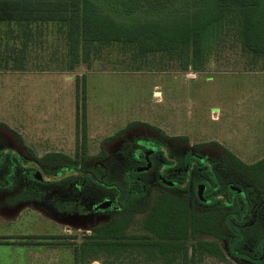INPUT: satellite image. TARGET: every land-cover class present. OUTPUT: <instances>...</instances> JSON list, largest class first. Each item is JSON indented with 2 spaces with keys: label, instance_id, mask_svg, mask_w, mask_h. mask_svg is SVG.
Masks as SVG:
<instances>
[{
  "label": "rangeland",
  "instance_id": "1",
  "mask_svg": "<svg viewBox=\"0 0 264 264\" xmlns=\"http://www.w3.org/2000/svg\"><path fill=\"white\" fill-rule=\"evenodd\" d=\"M149 1L143 0L141 8L128 14L117 0H92L101 18L125 29L154 22L156 30L170 36L181 37L200 19H215L201 57L195 58L201 68L195 70L193 65V48L188 50L190 65L184 70L182 47L142 53L128 43L97 45L72 74L78 78L80 92L78 120L74 84L55 74L73 72L60 28L38 26L27 48L17 39L1 42L0 61L8 56L10 63L0 67V147L23 143L38 160L47 152H65L71 158L76 153L82 173L94 172L120 187L123 195L125 173L142 167L131 155L134 141L148 139L164 145L166 158L155 157L153 168L141 175L147 186L143 197L134 198L121 212L82 218L76 228L51 226L42 219L39 206L9 220L3 214L16 211L8 192L0 190V264H113L120 254L115 264H183L185 249L190 261L198 250L196 264H264V260L252 262L230 253L235 234L224 218L236 208L200 203L195 183L201 171L192 167L188 180L181 174L194 162L190 154H199L209 161L203 176L211 193L219 183L213 194L227 199L228 186L236 185L239 162L232 152L244 155L264 148V55L244 48L241 17L221 15L215 0H170L168 8L163 7L166 0H154V5ZM142 28L140 32L146 30ZM162 162L175 165L165 172V179L183 181L178 187L169 189L158 182ZM240 174L249 175L247 170ZM4 175L1 172L2 186ZM200 189L202 198L205 187ZM114 193L97 187L98 199ZM169 198L184 209L188 225V234L177 241L161 237L160 228L149 222ZM115 227L119 239L112 236ZM249 233L237 248L259 260L262 253L256 254L254 246L261 233ZM134 238L144 247H129L124 253L89 247L97 241ZM207 246L211 251H205Z\"/></svg>",
  "mask_w": 264,
  "mask_h": 264
},
{
  "label": "flooded vegetation",
  "instance_id": "2",
  "mask_svg": "<svg viewBox=\"0 0 264 264\" xmlns=\"http://www.w3.org/2000/svg\"><path fill=\"white\" fill-rule=\"evenodd\" d=\"M24 145L13 142L0 147V176L1 172L5 171V185H0V190L8 192L12 208L16 211L15 218L24 209L39 206L42 219L55 227L71 226L76 228L75 226L79 225L82 218L94 219L97 216L123 211L134 198L143 197L147 191V186L141 175L153 168L154 158L157 156L166 158L164 145L148 139L134 141L131 155L136 162L142 163V167L133 168L125 173L127 190L123 195V190L120 187L108 184L94 172L82 173L76 153L71 158L65 152H47L38 160L28 152L27 146ZM189 159L194 162L185 166L184 173L181 174L185 175V179L188 180L192 167L201 171L199 175L201 178L195 183V194L199 202L207 206L219 204L220 209L232 210L236 208L227 213L224 218L235 234V242L229 246L230 253L239 259L263 262L264 165L248 167L237 159L239 162L236 165L238 168L236 185L228 186V198L225 199L223 194H220L221 196L213 194L219 190V183L213 187L211 193V185L204 179V168H206L204 164L209 165V161L196 153H191ZM2 163L5 164V169H1ZM174 168L173 163H161V169L157 176L158 182L163 187L171 189L178 187L183 182L175 178L165 179V172ZM246 170L249 173L247 178L240 174ZM211 180L217 182L212 175ZM97 187L107 192L114 190L115 193L98 199ZM200 187H205L202 198L200 197ZM231 187L236 188V192L232 191ZM205 201L211 203L207 204ZM248 232H250L249 234L255 232L257 235L261 233L254 246L256 254L262 253L259 260L240 253L237 248V245L246 238Z\"/></svg>",
  "mask_w": 264,
  "mask_h": 264
},
{
  "label": "trees",
  "instance_id": "3",
  "mask_svg": "<svg viewBox=\"0 0 264 264\" xmlns=\"http://www.w3.org/2000/svg\"><path fill=\"white\" fill-rule=\"evenodd\" d=\"M117 1L120 8L128 14L134 13L143 5V0ZM169 1L166 0L163 7L168 8ZM215 2L221 15L235 13L241 17L242 28L240 31L244 48L254 54L263 56L264 38L261 37L264 30V0H215ZM148 3L154 5V0H150ZM96 10L97 7L92 0H0V44L6 38L17 39L22 41L23 46L27 48V45L33 41L32 38L38 26L56 25L60 28V33L64 34L67 42L70 70H74L82 62H87L95 46H109L114 43L135 45L142 53L170 51V49L182 47L181 56L184 63L182 68L184 70H187L190 65L188 50L193 48V65L195 70L201 68L195 58L196 56L201 57L208 30L215 19L195 21L179 37L178 34L170 36L162 30H156V27L151 25L154 22L143 24L146 26H134L125 29L112 19L101 18ZM142 27H146L144 28L146 30L140 32ZM1 53L0 46V55ZM8 58L7 56L0 61V67L7 66L10 63ZM10 70H17V68ZM10 70L6 69V71ZM79 94L77 82V120ZM84 100H86V97ZM234 158L236 160V157ZM201 221L212 223L209 218L206 220L201 218ZM149 222L156 228H160L161 237H166L165 239L177 241L188 234L184 209L174 205L170 198L162 206L156 208ZM115 228L111 229L112 236L119 239L117 238L120 237L118 234L114 235V231L117 230ZM89 247L98 248L99 250L104 249L107 253H114V251L124 253L129 247L134 250V248L144 247V245L134 238L131 242L115 240L100 243L97 241L90 244ZM169 247L173 248L174 246ZM197 251L195 249L194 257L190 261L189 249H185L183 251V264H196ZM205 251H211L210 247L207 246ZM122 255L120 254L114 261H119Z\"/></svg>",
  "mask_w": 264,
  "mask_h": 264
},
{
  "label": "crops",
  "instance_id": "4",
  "mask_svg": "<svg viewBox=\"0 0 264 264\" xmlns=\"http://www.w3.org/2000/svg\"><path fill=\"white\" fill-rule=\"evenodd\" d=\"M71 71H73V72H56L55 74H56V76H63L65 82H68V83L71 82L72 84H74V87H75V89H74V98H75L74 99V103H75V111L74 112H75V114L74 115H75V120H77V82H76L77 78H76V76H74L75 75V69L71 70ZM25 73H27V72H25ZM46 73H48V72H46ZM72 74H74V75H72ZM67 77L70 78V81L67 80ZM75 78H76V80H75ZM236 149H239V148H236ZM236 151H238V150H236ZM243 153H244V155H240L238 153L232 152L234 157L239 159L244 165H246L248 167H254V166L260 165V164H262V162H264V148H261V149L256 148V150H249V152H243Z\"/></svg>",
  "mask_w": 264,
  "mask_h": 264
},
{
  "label": "bare ground",
  "instance_id": "5",
  "mask_svg": "<svg viewBox=\"0 0 264 264\" xmlns=\"http://www.w3.org/2000/svg\"><path fill=\"white\" fill-rule=\"evenodd\" d=\"M3 217L8 218V219H14L15 215L14 214H11V215L3 214Z\"/></svg>",
  "mask_w": 264,
  "mask_h": 264
},
{
  "label": "water",
  "instance_id": "6",
  "mask_svg": "<svg viewBox=\"0 0 264 264\" xmlns=\"http://www.w3.org/2000/svg\"><path fill=\"white\" fill-rule=\"evenodd\" d=\"M200 193H201V189H200Z\"/></svg>",
  "mask_w": 264,
  "mask_h": 264
}]
</instances>
